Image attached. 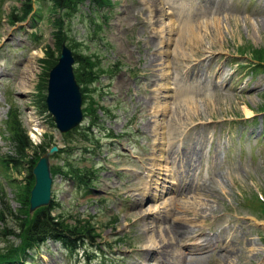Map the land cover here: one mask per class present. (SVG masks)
<instances>
[{
    "label": "rangeland",
    "instance_id": "obj_1",
    "mask_svg": "<svg viewBox=\"0 0 264 264\" xmlns=\"http://www.w3.org/2000/svg\"><path fill=\"white\" fill-rule=\"evenodd\" d=\"M172 1L174 6L182 3ZM110 2L104 12L82 4L62 19L49 3L32 1L31 14L14 24L21 16L17 12L19 0H0V199L5 201V205L0 202V211L8 206L22 219L27 162H37L41 149L56 147L50 156L53 215L69 227L88 229L90 238L88 244L78 242L73 251L49 241L29 252V258L20 264H156L142 256L148 244L143 224L153 221L155 206L167 201L173 192L149 200L135 189L147 183L152 189L156 187L154 181L149 182L151 164L177 169L168 158L182 144L201 147L203 177L209 183L205 195L198 196L200 200H190L200 205L197 208L214 209L215 214H203L215 225L207 232L214 235L219 230L235 229L238 246L250 239L259 254L249 257L253 264H260L264 260V72L254 70L259 65L254 59L255 54L264 52V0H201L199 5L206 11L210 26L219 29L210 36L212 46L205 52V63H191L199 62L198 75L184 79L169 55H158L153 68L148 65L157 39H147L152 26L146 6L140 0ZM163 5L169 16L172 11L165 2ZM57 19H62L64 45L82 60L73 64L74 76L87 71L84 64L93 76L92 81L84 76V82L77 83L82 98L80 125L62 135L41 107L48 72L60 53L52 34ZM172 50L173 44L167 48ZM83 57H87L86 62ZM29 63L35 75L26 88L19 89L22 71ZM221 71L223 81L218 78ZM196 82L199 88L194 86ZM159 84L168 88L158 96H170L166 98L169 110L153 119L146 115L156 106L154 89ZM187 87L201 97H213L212 104L202 107L201 98L194 97L202 116L198 123L190 124L179 113L173 117L175 131L171 125L166 127L174 114L173 97ZM214 90L220 96L216 101ZM12 112L33 146H41L28 151L19 168L9 164V158L15 157L8 131ZM88 124L93 125L92 143L85 144L81 140ZM190 125L196 127L186 132ZM170 142L175 144L167 153ZM67 174L73 179L65 177ZM166 180L176 182L171 176ZM15 221L0 218V252L9 253L19 243L12 234L17 231ZM176 243L179 250L186 251L191 242L178 238Z\"/></svg>",
    "mask_w": 264,
    "mask_h": 264
},
{
    "label": "bare ground",
    "instance_id": "obj_2",
    "mask_svg": "<svg viewBox=\"0 0 264 264\" xmlns=\"http://www.w3.org/2000/svg\"><path fill=\"white\" fill-rule=\"evenodd\" d=\"M170 1L172 0H164L172 11L167 14L169 16H166L163 11V0H140L149 12L150 25L152 26L147 39H157V45L152 47L147 63L153 68L157 66V61L160 59L159 56L169 55L171 63L173 65L177 63L178 66L176 68L179 67V75L184 79L188 76L198 75V65L205 63L207 59L205 52L207 49H211L212 46L209 42L210 36L215 35L219 28L218 26L215 27V25L213 27L210 26L209 19L206 18V11L199 5L201 0H179L182 3L175 6ZM176 1L172 2L175 3ZM141 23L144 24L145 20H141ZM173 36H175L174 39L172 38ZM172 44L173 50L168 52L167 48ZM145 45H149V42L146 41ZM158 46H160V49L157 48ZM32 55L36 54L32 53ZM192 61L202 62L200 64L197 62L198 65H194L191 64ZM31 69L32 67L29 63L22 71L19 89L26 88L29 79L35 75H32L33 71ZM223 77L224 72L221 71L218 78L223 81ZM181 81L183 82V80ZM193 84L197 88L200 87L197 82ZM211 85L215 89L216 86L213 83ZM166 89L168 88H164L161 84H159L158 89H154L156 94L153 100L156 106L151 108V112L146 117L155 119L168 112L169 104L166 98L170 96H161V98L158 96L161 91ZM190 91L191 89L187 87L175 93L173 97L175 103L172 108L174 114L167 121L166 127L171 125L173 130H178L174 126L176 124L173 122V117L179 113L183 114L190 124H193V122L198 123L202 116V108L194 97L199 96V93ZM176 96L177 98H175ZM199 97L201 98L202 107H211L213 97L209 95ZM216 97L220 96L214 90L215 101L217 100ZM157 125L161 126L160 124ZM195 127L194 125L186 127V132ZM158 130L157 126L154 130L155 136L158 134ZM162 135L164 137L169 136L167 133ZM172 144L174 145L175 142L169 143L167 153H171ZM180 147L181 149L177 153L172 152L168 158L171 164H175L178 167L177 169L173 167L160 169L155 164H151L152 166L149 169L152 175L149 182L154 181L153 183L156 184V187L152 189L150 183H147L143 188L137 187L135 189V191L141 192L139 196H146L149 200L161 199L165 193L173 192V196L167 201L155 206L153 221L143 224V231L148 234V244H146L145 251H142L144 260L151 258L156 264H253L252 258L249 256L252 255L255 258L259 252L254 248L250 239L245 238L244 245L239 247L238 239L235 238L237 234L235 229L219 230L214 235L207 232V228L211 227L213 229L215 225L209 223V216L203 214L208 213L210 215L214 209L212 210V207L206 206L197 208L200 205L196 204L197 202L194 203V200H190L197 199L198 196L203 195L206 191V185L209 183L203 177L201 147L193 144L185 147L182 144ZM142 160L147 164L146 159ZM167 171L168 174H166ZM208 173L207 176H209ZM168 176L175 178L176 182L166 180ZM158 180L161 182L158 183ZM150 190L153 192L151 193ZM213 197L215 196L213 195ZM198 199L200 200V198ZM205 200L203 198L201 201L204 202ZM135 201L138 202L137 200ZM152 211L153 209H150V212ZM213 214L215 213L213 212ZM194 219L198 221V224L195 223ZM178 238L191 242L190 246H187L186 251H181L177 247L176 241ZM248 246L250 247L248 248ZM235 260H237V263H234ZM133 264L144 263L138 261ZM260 264H264V260Z\"/></svg>",
    "mask_w": 264,
    "mask_h": 264
},
{
    "label": "trees",
    "instance_id": "obj_3",
    "mask_svg": "<svg viewBox=\"0 0 264 264\" xmlns=\"http://www.w3.org/2000/svg\"><path fill=\"white\" fill-rule=\"evenodd\" d=\"M32 1L38 3L45 1L49 3L56 16H61L62 19L76 11L80 5L85 3H87L94 11L96 10L98 12H104L111 6L110 0H19L21 7L17 12L20 13L21 16L18 19H15L13 22L14 24L23 22L25 18L31 14ZM62 19H57L53 23L54 32L52 34L55 47L58 51L66 39ZM74 58L76 63L82 62L79 56L75 55ZM86 59L87 57H83V62H86ZM254 60L259 64L258 66H254V70L257 72H260V70L264 72V52L263 54H255ZM55 63L56 62H53L52 66L55 65ZM84 68H86L87 71L81 73L78 77H75L76 81L78 80L77 83L84 82V76H86V80L88 81L93 80L92 70L89 69L86 64H84ZM41 107L46 109L45 104L41 103ZM52 125L54 124L52 123ZM92 128L93 125L88 124L84 129L83 139L81 140L83 143H92L90 137V135L93 134ZM78 129L75 132H77ZM8 131L11 135V142L15 154V157L9 158V164L14 168H19L20 163H23L24 159L28 158V151L32 149H41V146H33L27 133L23 130L21 122L15 112H12V115L10 116ZM45 152L44 149H41V156L45 154ZM5 161L7 160L5 159ZM35 163L36 162L32 159H29L27 162L29 167L25 176L26 187L22 194L23 204H25L24 208L26 211L23 212L22 219L19 220L18 215L14 214L8 206L0 211V218L16 220L17 231H13L12 234L15 235L19 242L15 248H10L11 250L9 253L0 252V264H20L21 260L29 258V252H32L35 248H38L49 241L60 243L68 251H73L78 242H85L84 244H88L90 241L88 229H79L76 226L69 227L67 226L68 224L53 215L55 210L53 208L54 205L52 204L53 201L50 203L51 206L49 205L48 207L37 209L31 216L28 214L29 195L34 183L31 170ZM50 171L53 176V169L50 168ZM66 176L73 179V175L71 174H67L65 177ZM0 202L4 204V198H1Z\"/></svg>",
    "mask_w": 264,
    "mask_h": 264
},
{
    "label": "water",
    "instance_id": "obj_4",
    "mask_svg": "<svg viewBox=\"0 0 264 264\" xmlns=\"http://www.w3.org/2000/svg\"><path fill=\"white\" fill-rule=\"evenodd\" d=\"M74 62L71 50L62 44L58 60L47 77L44 104L60 135L69 133L82 121V98L73 73ZM56 151V147L50 148L31 170L34 184L29 196V213L47 207L51 202L52 177L49 160Z\"/></svg>",
    "mask_w": 264,
    "mask_h": 264
}]
</instances>
